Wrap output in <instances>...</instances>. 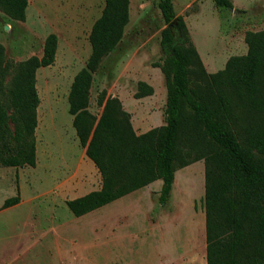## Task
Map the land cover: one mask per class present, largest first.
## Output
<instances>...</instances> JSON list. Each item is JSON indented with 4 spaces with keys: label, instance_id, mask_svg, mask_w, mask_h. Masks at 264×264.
<instances>
[{
    "label": "rangeland",
    "instance_id": "rangeland-1",
    "mask_svg": "<svg viewBox=\"0 0 264 264\" xmlns=\"http://www.w3.org/2000/svg\"><path fill=\"white\" fill-rule=\"evenodd\" d=\"M229 1L224 8L213 0H171L207 72L245 52L246 30L264 28V0ZM156 2L129 0L122 38L93 73L89 92L93 113L100 110L95 97L101 89L117 97L136 134L163 121L165 87L158 64L164 23ZM101 8L102 0H27L22 21L0 12V43L10 60L40 55L44 37L57 36L53 63L35 71V164L0 166V264L203 263L202 160L175 169L163 204L156 180L80 216L65 205L100 185L74 134L66 96L90 51L87 34ZM138 81L152 93L133 97ZM16 191L19 201L2 208Z\"/></svg>",
    "mask_w": 264,
    "mask_h": 264
},
{
    "label": "trees",
    "instance_id": "trees-1",
    "mask_svg": "<svg viewBox=\"0 0 264 264\" xmlns=\"http://www.w3.org/2000/svg\"><path fill=\"white\" fill-rule=\"evenodd\" d=\"M213 2L231 6L229 0ZM26 4L0 0V12L22 21ZM156 6L164 23L158 64L165 87L163 124L136 134L120 100L104 89L95 97L99 112L89 110L92 75L129 19V0H102L87 34L90 51L66 96L74 134L100 185L65 205L80 216L155 180L161 181L163 204L175 169L202 160L205 264H264V28L246 30L245 52L207 72L171 0H157ZM56 45L57 36L48 33L40 55L13 61L0 43V166L35 164V71L53 63ZM151 93L150 85L138 81L133 97ZM18 201L16 191L1 207Z\"/></svg>",
    "mask_w": 264,
    "mask_h": 264
},
{
    "label": "crops",
    "instance_id": "crops-1",
    "mask_svg": "<svg viewBox=\"0 0 264 264\" xmlns=\"http://www.w3.org/2000/svg\"><path fill=\"white\" fill-rule=\"evenodd\" d=\"M164 102H165V97H164ZM161 124H163V121H159V123L158 124H156V126H158V125H161ZM156 181V180H155ZM154 182V181H153ZM153 182H151V183H153ZM151 183H149V184H147L146 186H148V185H150ZM145 187V186H144ZM141 189V188H140ZM122 197V196H121ZM120 198V197H119ZM118 199V198H117ZM202 264H205V259L203 260V263Z\"/></svg>",
    "mask_w": 264,
    "mask_h": 264
}]
</instances>
